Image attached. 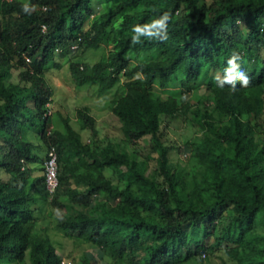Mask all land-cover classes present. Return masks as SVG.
<instances>
[{
    "label": "trees",
    "instance_id": "16d2710c",
    "mask_svg": "<svg viewBox=\"0 0 264 264\" xmlns=\"http://www.w3.org/2000/svg\"><path fill=\"white\" fill-rule=\"evenodd\" d=\"M104 1H0V264H61L36 228L40 199L65 237L91 246L77 264H184L216 250L264 264V0H118L97 13ZM109 35L105 56L78 61ZM66 51L78 85L123 84L109 104L121 141L86 142L62 115V130L50 128L44 73ZM191 86L204 92L195 104L183 97ZM187 111L197 133L183 146L187 163L172 164L179 147L165 141L163 119ZM76 116L95 138L88 108ZM35 128L56 152L52 195L43 174H29L41 161ZM146 136L150 154L126 148Z\"/></svg>",
    "mask_w": 264,
    "mask_h": 264
},
{
    "label": "rangeland",
    "instance_id": "374dc122",
    "mask_svg": "<svg viewBox=\"0 0 264 264\" xmlns=\"http://www.w3.org/2000/svg\"><path fill=\"white\" fill-rule=\"evenodd\" d=\"M1 1V0H0ZM118 0H107L96 6L97 13L110 10L115 6ZM208 1V0H206ZM9 20L13 21L14 18L10 17ZM111 35L101 41L100 45L94 48L84 49L78 61L87 62L89 64L94 63L102 56H105L107 52L112 48ZM75 51H66L65 53L57 54L52 61L47 65V69L44 73L45 79L52 90L51 101L49 103L51 129L62 130L63 125L60 119V115L66 116L70 119V124L76 129L82 140L92 143L94 140L97 144H104L108 140L121 141L123 134L119 128V122L116 117L111 114L109 104L112 98L116 97L123 90V84H119L116 87L100 93L97 91V85L95 83H87L78 85L70 76L68 70V62ZM131 62V61H130ZM135 62V61H132ZM243 65H247L248 68L253 66V62H243ZM250 69V68H249ZM13 79L15 78L18 70L13 69ZM240 72V67L235 66L233 69H229L230 75H237ZM174 88V87H173ZM199 86H191V90L185 92L183 96L188 98L192 104L197 102L198 97L204 95ZM183 88L179 87V91H183ZM161 93L167 91L157 90ZM86 106L89 113L94 116L96 120L97 135L95 138L90 136V132L87 129L80 130L79 122L76 116V110L79 107ZM164 118V117H163ZM263 118V117H261ZM259 118V119H261ZM259 123L264 126V118L259 120ZM197 126L192 125L189 119V112L184 114H178L172 118L163 119V137L165 141L172 146L179 148L171 151L170 161L172 164L177 162L182 165L187 163L188 157L183 150L184 144L197 133ZM29 137L37 144L36 149L41 161L29 163L31 171L30 176H36L43 174L44 164L43 158L47 153V149L42 146L41 140L38 137L36 128L30 129ZM43 148V149H42ZM128 150H136L140 152V156L144 157L146 153L150 154L151 139L149 136L143 137L134 144H127ZM149 169L153 167V159H149ZM148 169V170H149ZM122 184V183H121ZM49 205L45 200L40 199L38 203V210L35 213L36 228L46 232L52 244L55 246L57 252L61 255L64 261H69L70 264H77L80 262L81 255L85 252L92 251L91 246L86 243L76 244L72 238L65 237L60 229L56 226V217L50 213ZM67 209V206H65ZM70 210V209H69ZM231 211L226 210L224 215L229 214ZM208 242L212 241L211 236L206 238ZM218 249V248H217ZM232 264V261L223 253L222 250H216L212 254H201L199 259L192 258L184 264ZM109 263V261H108ZM103 264H106L103 261Z\"/></svg>",
    "mask_w": 264,
    "mask_h": 264
},
{
    "label": "built area",
    "instance_id": "2783aa9c",
    "mask_svg": "<svg viewBox=\"0 0 264 264\" xmlns=\"http://www.w3.org/2000/svg\"><path fill=\"white\" fill-rule=\"evenodd\" d=\"M76 45H78L77 42L71 46V49H75ZM43 164H44L43 175H44L45 186H46V189L49 195H52L55 192V189L58 183L57 181V168H58L57 156H56L54 146H49V148H47V153L44 157ZM61 264H70V263L69 261L62 260Z\"/></svg>",
    "mask_w": 264,
    "mask_h": 264
}]
</instances>
